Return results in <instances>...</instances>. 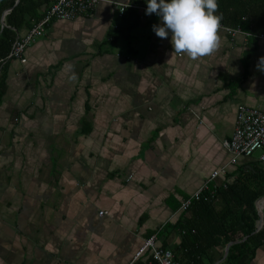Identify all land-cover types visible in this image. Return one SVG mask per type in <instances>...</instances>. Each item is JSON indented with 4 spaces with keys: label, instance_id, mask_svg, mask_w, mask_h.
<instances>
[{
    "label": "crops",
    "instance_id": "obj_1",
    "mask_svg": "<svg viewBox=\"0 0 264 264\" xmlns=\"http://www.w3.org/2000/svg\"><path fill=\"white\" fill-rule=\"evenodd\" d=\"M112 1L147 6L108 0L54 20L25 49V63L4 62L0 264H151L149 250L136 257L151 237L177 257L176 226L190 217L181 202L214 171L225 168L211 182L221 187L257 161L229 164L222 141L238 106L264 112V41L219 32L220 48L193 61L172 54L171 33L155 35L157 15L127 8L120 16ZM49 5L37 7L38 19ZM24 18L16 37L38 20ZM226 246L209 250L212 264ZM245 264H264V243Z\"/></svg>",
    "mask_w": 264,
    "mask_h": 264
},
{
    "label": "trees",
    "instance_id": "obj_2",
    "mask_svg": "<svg viewBox=\"0 0 264 264\" xmlns=\"http://www.w3.org/2000/svg\"><path fill=\"white\" fill-rule=\"evenodd\" d=\"M50 0L2 1L0 15L4 8L11 10L0 33V101L3 95L4 62L16 38V30L25 22V14L38 19L37 7L49 5ZM217 15L221 24L251 33H264V0H217ZM133 15V12L129 14ZM138 19V18H137ZM254 38V37H253ZM255 39V38H254ZM250 167V168H249ZM216 191L215 201H197L184 211L189 218H182L176 226L181 233L180 254L175 257L179 264H212L209 250L224 247L236 239L247 240L230 245L225 259L220 264H245L255 250L264 243V208L262 227L255 232L259 215L256 202L264 197V164L259 161L238 167ZM217 201V202H218ZM151 264H158L151 261Z\"/></svg>",
    "mask_w": 264,
    "mask_h": 264
},
{
    "label": "built area",
    "instance_id": "obj_3",
    "mask_svg": "<svg viewBox=\"0 0 264 264\" xmlns=\"http://www.w3.org/2000/svg\"><path fill=\"white\" fill-rule=\"evenodd\" d=\"M106 1L108 0H50V5L43 17L33 21L26 35L14 39L7 59L25 63L26 60L23 58L25 49L43 36L46 27L52 21H71L80 16L88 15L97 4ZM110 3L117 9L120 16L124 14L127 8L133 9L141 18L147 16L145 14L147 6L127 5L113 1ZM219 32L224 33L230 39L242 34L246 37H254L256 40L264 41V33L253 36L239 27L232 28L221 24ZM222 146L230 154L229 164L231 165H235L240 157H252L264 164V112L256 107L238 106L232 136L223 140ZM255 154H257L256 157H254ZM224 169L223 167L214 171L210 178L194 194L181 202L180 209L186 211L192 203L197 201H216V191L220 186L211 182L221 173H224ZM223 186L225 187V185ZM103 214V212L99 213V215ZM146 250L150 251L152 260L158 264H179L171 250L158 248L155 245V237L144 241L142 247L136 253V257H139Z\"/></svg>",
    "mask_w": 264,
    "mask_h": 264
},
{
    "label": "clouds",
    "instance_id": "obj_4",
    "mask_svg": "<svg viewBox=\"0 0 264 264\" xmlns=\"http://www.w3.org/2000/svg\"><path fill=\"white\" fill-rule=\"evenodd\" d=\"M218 8L217 0H147L145 14L160 18V25L152 26L158 38L166 39L171 33L172 54L195 61L214 54L221 46ZM257 69L264 71V57L258 59Z\"/></svg>",
    "mask_w": 264,
    "mask_h": 264
},
{
    "label": "water",
    "instance_id": "obj_5",
    "mask_svg": "<svg viewBox=\"0 0 264 264\" xmlns=\"http://www.w3.org/2000/svg\"><path fill=\"white\" fill-rule=\"evenodd\" d=\"M255 206H256V209H257V212H258V215H259V221H258V224H257V227H256V231H258L262 227V224H263V214H262V210L264 208V197H262L259 200H257ZM229 246H230V244H228L226 246V250H225V253L226 254L228 252Z\"/></svg>",
    "mask_w": 264,
    "mask_h": 264
},
{
    "label": "rangeland",
    "instance_id": "obj_6",
    "mask_svg": "<svg viewBox=\"0 0 264 264\" xmlns=\"http://www.w3.org/2000/svg\"><path fill=\"white\" fill-rule=\"evenodd\" d=\"M257 154L254 155V157H256Z\"/></svg>",
    "mask_w": 264,
    "mask_h": 264
}]
</instances>
